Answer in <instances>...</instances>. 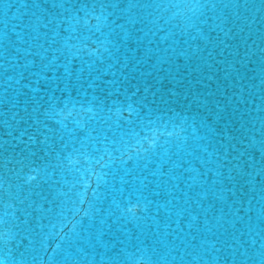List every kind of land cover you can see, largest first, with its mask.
Here are the masks:
<instances>
[{"label":"water","instance_id":"water-1","mask_svg":"<svg viewBox=\"0 0 264 264\" xmlns=\"http://www.w3.org/2000/svg\"><path fill=\"white\" fill-rule=\"evenodd\" d=\"M0 264H264V0H0Z\"/></svg>","mask_w":264,"mask_h":264}]
</instances>
